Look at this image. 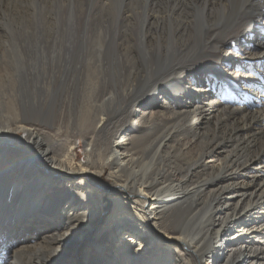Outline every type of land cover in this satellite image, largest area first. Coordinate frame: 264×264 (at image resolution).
<instances>
[{
	"label": "bare ground",
	"instance_id": "1",
	"mask_svg": "<svg viewBox=\"0 0 264 264\" xmlns=\"http://www.w3.org/2000/svg\"><path fill=\"white\" fill-rule=\"evenodd\" d=\"M31 7L47 10L38 0ZM136 8L115 14V43L104 16L95 17L85 106L64 102L37 115L0 84V264H264V101L252 99L264 95V81L241 89L244 76L220 66L248 54L247 45L237 49L242 38L264 55V33L254 34L264 28V0ZM0 48V83L20 80L29 59H12L10 41ZM66 49L62 40L56 56L41 59L45 78L47 64L77 61ZM206 80L243 99L222 106L203 95L213 86L204 89ZM184 94L190 108L173 109ZM16 138L30 150L10 147ZM101 174L111 188L88 183Z\"/></svg>",
	"mask_w": 264,
	"mask_h": 264
},
{
	"label": "rangeland",
	"instance_id": "2",
	"mask_svg": "<svg viewBox=\"0 0 264 264\" xmlns=\"http://www.w3.org/2000/svg\"><path fill=\"white\" fill-rule=\"evenodd\" d=\"M32 1L0 0V42L10 41L15 45V48L10 53L12 59L22 56L29 59L26 68H24L25 71L21 70L20 80L12 82L8 80L0 84H5V88L12 89L17 94L21 93L19 95L21 96L20 102L25 106H35L37 115H53V110L63 107L64 102L67 103V107H72V109L83 107L85 106V95L90 87L87 75L89 76L91 65L88 63L87 57H92V42L95 40L92 36V29L94 28V20L97 21L95 17L97 15L104 16L103 19L107 21L109 27V38L115 43L114 29L112 27V22L115 21V14L119 10L123 13L127 10H139L136 7L142 6L143 0H38L47 9L42 10L41 13L37 12L38 10H32ZM131 22L133 24L138 23L135 18ZM257 23L262 24L261 21ZM258 33H264V28L256 29L254 27V34ZM62 40L67 42L66 54L76 58L77 61L70 66L47 64L46 68L50 74L45 78L46 74L41 73V70L43 71L41 59L44 58V61H46L45 57L56 56L58 43ZM245 45H247L248 54L232 58L229 63L227 61L220 62L221 68L225 69L226 72L232 75L240 74L244 76V79L240 81L241 89L249 87L247 80L254 81V86L256 84L262 85V80L264 81V55L255 46V41L249 42L245 38H242V41L237 45V49H242ZM0 52H3L2 48H0ZM241 53V51H238V54ZM108 56L114 58L111 50H108ZM210 60L205 58V62ZM13 66L8 69L9 73H11ZM117 79L118 76H114L113 71V77L108 81L115 82ZM29 82L33 84L28 85ZM203 83L204 89L213 85L211 90H206L203 95L208 96L209 99L215 98L218 101L220 100L219 102L222 101V106H229L232 99H243L235 97L232 91L228 92L224 87L225 85H221L219 82L211 84V80H206ZM0 88L3 89L2 86ZM161 97L162 95L156 94L153 101L160 103ZM180 99L182 103L179 106H173L169 98L165 100L167 104L171 102V105H169L176 110L190 108L188 102L192 99L191 94L181 95ZM252 99L261 102L264 101V95L252 96ZM118 100L119 96L117 95L113 104L118 103ZM153 101H147V104H151ZM156 112L158 117L165 116V105L163 108L158 106ZM6 113L3 111L4 115ZM57 116L62 118L60 114H57ZM131 125L133 124L130 121L128 127ZM17 138V143L10 145V147L29 151L30 148L28 146L23 148L18 143L19 139ZM80 145L82 146V144ZM76 154L77 159H81L83 157V147L77 148ZM260 169L264 171V166H260ZM90 177L88 183L91 185L104 187L109 184L108 187L111 188L105 174L92 175ZM111 210L112 208L108 209L104 213L103 221L96 223L88 232L89 234L83 238L81 241L82 248L79 249L78 253L79 256L82 255V251H85L91 238H96L95 235L105 227V222ZM50 223L56 222L51 220ZM117 239L118 237L116 236L114 242Z\"/></svg>",
	"mask_w": 264,
	"mask_h": 264
}]
</instances>
